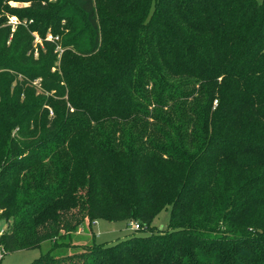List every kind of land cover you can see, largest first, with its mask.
<instances>
[{"label": "trees", "instance_id": "16d2710c", "mask_svg": "<svg viewBox=\"0 0 264 264\" xmlns=\"http://www.w3.org/2000/svg\"><path fill=\"white\" fill-rule=\"evenodd\" d=\"M0 219L30 264H264V0H0Z\"/></svg>", "mask_w": 264, "mask_h": 264}, {"label": "rangeland", "instance_id": "374dc122", "mask_svg": "<svg viewBox=\"0 0 264 264\" xmlns=\"http://www.w3.org/2000/svg\"><path fill=\"white\" fill-rule=\"evenodd\" d=\"M14 5V4H13ZM12 24H17L16 18L11 19ZM49 37V35L47 36ZM38 40V39H37ZM170 218V207L163 209L153 220L150 228L153 231L167 230ZM136 224H128L126 222H106L98 221L92 226L90 231L88 227H84L83 231L73 235L70 239V244L73 246L91 245L93 243L103 245H113L129 235L147 236L151 233L150 230L137 231L134 230ZM6 229V223L0 219V232ZM51 247L49 241L43 242L39 248L18 251L14 253H4L1 264H30L42 255L46 254ZM68 250V251H66ZM76 250L72 246L65 248H57L56 256L61 257L73 253Z\"/></svg>", "mask_w": 264, "mask_h": 264}, {"label": "built area", "instance_id": "2783aa9c", "mask_svg": "<svg viewBox=\"0 0 264 264\" xmlns=\"http://www.w3.org/2000/svg\"><path fill=\"white\" fill-rule=\"evenodd\" d=\"M47 39H48V40H52V37L49 36ZM131 224H133V223H131ZM137 229H138V226L135 225V226H134V230H137ZM1 235H2V232H0V236H1ZM2 255H3V250L0 248V258L2 257Z\"/></svg>", "mask_w": 264, "mask_h": 264}, {"label": "crops", "instance_id": "0c3cea01", "mask_svg": "<svg viewBox=\"0 0 264 264\" xmlns=\"http://www.w3.org/2000/svg\"><path fill=\"white\" fill-rule=\"evenodd\" d=\"M97 222H98V221H96L94 225H96ZM2 231H3V230H2ZM81 231H83V229H80V232H81Z\"/></svg>", "mask_w": 264, "mask_h": 264}]
</instances>
